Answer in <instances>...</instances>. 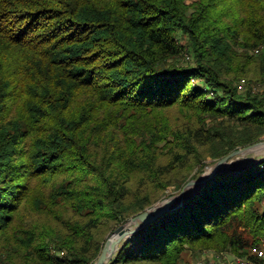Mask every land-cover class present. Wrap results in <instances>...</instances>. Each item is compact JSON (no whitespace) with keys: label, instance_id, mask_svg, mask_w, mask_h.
I'll list each match as a JSON object with an SVG mask.
<instances>
[{"label":"trees","instance_id":"1","mask_svg":"<svg viewBox=\"0 0 264 264\" xmlns=\"http://www.w3.org/2000/svg\"><path fill=\"white\" fill-rule=\"evenodd\" d=\"M262 44L264 0H0V264H93L108 230L262 140ZM263 235L264 159L206 179L107 264L245 255Z\"/></svg>","mask_w":264,"mask_h":264},{"label":"water","instance_id":"2","mask_svg":"<svg viewBox=\"0 0 264 264\" xmlns=\"http://www.w3.org/2000/svg\"><path fill=\"white\" fill-rule=\"evenodd\" d=\"M262 142H264V140H260L257 143L233 150L226 156L217 159V161H215V163L211 166L210 171L206 175L195 179H188V181L180 189L179 193L175 196L164 199L160 201V203H157L153 206L146 207V209H144L143 211L132 215V217L128 218L125 222L119 224L118 227L113 230V233L109 236V238L105 240L101 253L93 264H107L113 257V255L119 250L121 243L131 235H133V233L136 232L137 229L157 219L159 216H161V213L174 209L176 206L180 205L185 199L189 198V196L197 192V190L202 186L203 182L206 179L217 175V173L231 172L228 169L231 162H233L237 158H241L240 155H242L241 153L245 151V149L259 145V143ZM263 159L264 157H260L259 159L245 158V167L239 168L237 171L243 170L247 166L260 162ZM192 187H196V191H193ZM127 225H130L131 227H127Z\"/></svg>","mask_w":264,"mask_h":264},{"label":"rangeland","instance_id":"3","mask_svg":"<svg viewBox=\"0 0 264 264\" xmlns=\"http://www.w3.org/2000/svg\"><path fill=\"white\" fill-rule=\"evenodd\" d=\"M180 40H182V38H180ZM187 54L184 53V57H181L180 58V61L184 64V63H192L193 59H189L187 56ZM247 81V80H246ZM251 82V81H250ZM250 86H253L255 88V90L257 89V86L256 83H250L249 84ZM262 140H264V137H262ZM242 155L241 158H237L235 159L233 162H231V164L229 165L228 169L229 171H233L234 173L237 172V170L239 168H242V167H245L246 165V161H245V158H256V159H259L260 157H264V153L263 152H259V153H256L254 151H249V150H245L241 153ZM215 163V161H213L211 158H208L206 159V164L202 167V169L200 171H197V170H192V172L190 173L189 175V178H199L203 175H206L205 172H207V167H211L213 164ZM188 181V180H187ZM186 181V182H187ZM185 182V183H186ZM184 183V184H185ZM183 184V185H184ZM180 191L175 189V186H170L166 189L165 192H163V194H161L156 200H154V203L151 204L150 206H153L157 203H160V201L164 200V199H167L169 197H172V196H175L176 194H178ZM193 191H196V187L193 189ZM150 206H147V207H150ZM121 224V223H120ZM119 225V224H118ZM118 227V226H115L114 228L108 230V232L105 233L104 237H105V240L107 238H109V236L113 233V230ZM127 227H131L130 225H128ZM104 240V241H105ZM212 250V249H210ZM205 251V250H204ZM203 251H197V250H185L181 253L180 255V260L178 262V264H195L196 261L200 258V254L202 253Z\"/></svg>","mask_w":264,"mask_h":264},{"label":"built area","instance_id":"4","mask_svg":"<svg viewBox=\"0 0 264 264\" xmlns=\"http://www.w3.org/2000/svg\"><path fill=\"white\" fill-rule=\"evenodd\" d=\"M263 48L264 44L256 47L253 52L255 54L259 53ZM246 84V80L243 77L237 81L240 90H243ZM259 240L258 243L248 247L245 255L229 252L217 253L214 250L205 249L195 264H264V235ZM59 255H64V251L60 252Z\"/></svg>","mask_w":264,"mask_h":264},{"label":"bare ground","instance_id":"5","mask_svg":"<svg viewBox=\"0 0 264 264\" xmlns=\"http://www.w3.org/2000/svg\"><path fill=\"white\" fill-rule=\"evenodd\" d=\"M245 150H249V151H254L256 153H259V152H263L264 153V142L262 143H259V145H256V146H253V147H250V148H247ZM211 167H207V172H205V174H207L209 171H210ZM195 187H192V189H194ZM128 226V225H127Z\"/></svg>","mask_w":264,"mask_h":264}]
</instances>
